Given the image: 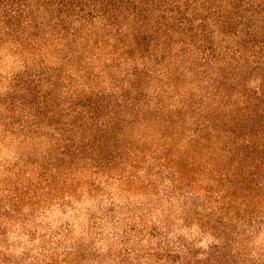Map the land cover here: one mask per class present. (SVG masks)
Segmentation results:
<instances>
[{
  "label": "rangeland",
  "instance_id": "374dc122",
  "mask_svg": "<svg viewBox=\"0 0 264 264\" xmlns=\"http://www.w3.org/2000/svg\"><path fill=\"white\" fill-rule=\"evenodd\" d=\"M195 45L46 10L0 24V264H264L228 133L259 60Z\"/></svg>",
  "mask_w": 264,
  "mask_h": 264
},
{
  "label": "trees",
  "instance_id": "16d2710c",
  "mask_svg": "<svg viewBox=\"0 0 264 264\" xmlns=\"http://www.w3.org/2000/svg\"><path fill=\"white\" fill-rule=\"evenodd\" d=\"M41 10L74 22H125L153 33L163 27L180 37L181 44L206 43L210 56H215L216 35L233 37L240 48L254 52L259 61L253 70L261 72V84L255 90L242 89L244 103L229 116L235 129L228 133L237 139H226L235 150L245 191L264 194V0H0V24L15 28L24 16ZM229 89L231 85L222 88ZM222 257L214 248L203 264H225Z\"/></svg>",
  "mask_w": 264,
  "mask_h": 264
}]
</instances>
